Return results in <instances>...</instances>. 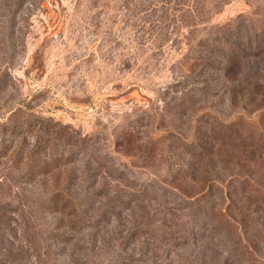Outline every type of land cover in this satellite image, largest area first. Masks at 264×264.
<instances>
[{
	"label": "rangeland",
	"instance_id": "374dc122",
	"mask_svg": "<svg viewBox=\"0 0 264 264\" xmlns=\"http://www.w3.org/2000/svg\"><path fill=\"white\" fill-rule=\"evenodd\" d=\"M257 73L264 0H0V264H264Z\"/></svg>",
	"mask_w": 264,
	"mask_h": 264
},
{
	"label": "trees",
	"instance_id": "16d2710c",
	"mask_svg": "<svg viewBox=\"0 0 264 264\" xmlns=\"http://www.w3.org/2000/svg\"><path fill=\"white\" fill-rule=\"evenodd\" d=\"M247 38L248 39H245V42L242 44V47H241L242 49L240 48V46H235V45L233 46L228 45L226 49V48L218 46V42L220 39L215 40L212 37L210 38V42H211L209 44L210 47L206 48L205 51L202 53L199 51V53H201V57H205V59H207L208 64L210 62L211 69L214 66H216L214 68L217 71L224 70L225 73H231V71L235 73V70L238 68L240 63L245 60L247 54L251 55L249 53H251L253 50L258 49L259 47V43L257 40L252 41L250 40L249 37ZM201 57L198 55V57H196L197 59L195 60L201 61ZM253 57L261 58V56L259 55V52H256L255 56ZM263 75H259L257 73V75L254 76V80L252 82L253 87H256L259 90L260 89L264 90V85H261L262 83H264ZM258 91L256 93H258Z\"/></svg>",
	"mask_w": 264,
	"mask_h": 264
}]
</instances>
